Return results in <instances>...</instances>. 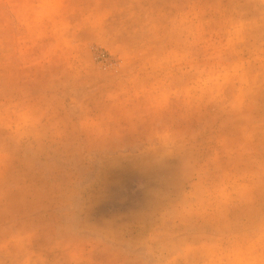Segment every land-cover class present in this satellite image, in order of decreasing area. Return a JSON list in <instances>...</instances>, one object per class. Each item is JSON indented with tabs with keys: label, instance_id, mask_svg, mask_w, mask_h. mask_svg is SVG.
<instances>
[{
	"label": "rangeland",
	"instance_id": "rangeland-1",
	"mask_svg": "<svg viewBox=\"0 0 264 264\" xmlns=\"http://www.w3.org/2000/svg\"><path fill=\"white\" fill-rule=\"evenodd\" d=\"M0 264H264V0H0Z\"/></svg>",
	"mask_w": 264,
	"mask_h": 264
}]
</instances>
